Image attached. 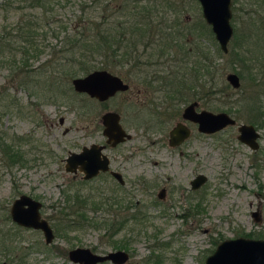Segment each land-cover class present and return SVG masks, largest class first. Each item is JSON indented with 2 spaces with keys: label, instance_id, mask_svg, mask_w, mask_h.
Returning a JSON list of instances; mask_svg holds the SVG:
<instances>
[{
  "label": "rangeland",
  "instance_id": "rangeland-1",
  "mask_svg": "<svg viewBox=\"0 0 264 264\" xmlns=\"http://www.w3.org/2000/svg\"><path fill=\"white\" fill-rule=\"evenodd\" d=\"M9 1L13 4L5 10L7 7L4 9V6ZM18 1L22 0H0V29L6 27L9 31L14 28L17 20L23 18L25 21L33 14L41 15L39 9L37 11L27 9L26 3L21 4ZM245 1L237 0L236 6ZM17 4L24 6V9H16ZM234 4L235 0H232V7ZM50 8L45 17L38 19L39 52L36 58H29L27 69L9 68L10 54L14 53L17 61L21 59L20 53L16 50L6 52L0 57V61L4 62V65L0 63V138L21 156L16 163H9L0 146V262L77 264L68 257L70 249L88 247L93 252L102 254L119 250L112 247L115 240L117 244L126 247L120 250H125L129 254V259L124 264H153L147 262L149 257L157 260L155 264H203L205 258L224 239L240 236L263 239L264 116L258 119L261 121L260 127L254 125L260 136L259 148L252 150L237 139V125L251 124L248 122L249 115L246 111L240 110V104L235 103L238 94L233 95L232 89L238 90L240 87L233 88L226 80V74L234 71L226 67L227 57L221 56L218 52L217 49L220 47L214 34L212 33L213 38L209 34L208 27L210 30L211 27L203 19L199 2L51 0ZM147 15H151L152 18L147 19ZM247 15L239 12L235 14L232 10L233 30L237 29L241 35L248 26L254 25ZM80 18L91 23L92 29L87 31L88 33L107 30L114 34L112 43L121 40V48L115 53L116 57L109 49L94 56L88 53L87 55H90L88 60H93L92 66L95 69L107 68L128 80L132 92L138 88L143 90L141 84L143 73L137 71L136 74L129 73L130 67L113 65L112 60L125 57L119 56L118 53H125L127 45L129 48L132 42L139 44L138 34L148 31L149 26H157L161 20L168 26H172V22L178 20L186 27H193V34L189 35L190 44H183L184 38L180 40V29L175 26L174 31L178 33L175 32L172 36L176 40V49L166 48L162 58L159 57L162 62L165 58L173 60L178 58L176 64L169 66L171 62L164 61L165 64L155 66L151 70H158L159 74L176 72L173 76L176 81L180 80L178 83L185 80L183 78L188 74H182L181 61L186 57L185 50L191 48L186 58L189 61L187 68L193 61H197L196 64L200 63V66L201 64L208 66L210 72L214 70V76L212 81L209 75H204L205 73L198 74L196 78L199 80H195V76L194 78L190 76L189 83L195 81L196 88L188 90L187 86L184 87L182 84L185 91L189 92L191 99L198 100L200 109L226 112L235 118L236 125L213 134H199L193 129L191 142L185 146L191 157L186 159L184 164L178 159L174 162L172 158L166 159V155L174 154L166 148L167 131L172 123L163 126L162 130L155 129L156 125L149 129L146 127L145 119L150 116L153 106L149 101L160 103L162 99L157 97L159 94L151 97L152 99L144 94L134 95L129 101L126 95L122 94L116 97L110 106L113 110H121L125 118H128L129 124L125 127L133 130L132 139L121 146L120 153L128 155L135 146L146 147L140 156L138 154L135 157L131 156L125 163L126 184L120 190L109 175L83 180L80 173L66 172L65 158L70 152H78L83 145L103 141L100 132L91 133L94 117L103 110L86 94L78 95L70 81L71 90L67 93L69 97L51 96L47 90L46 77L50 71L42 75L40 67L57 59L60 63L63 62L61 57L63 54L59 53V50L64 48L65 33H73L74 26L80 25ZM251 18H256V15L252 13ZM147 23L150 25H146ZM9 32L15 34L14 29ZM241 35L239 34V37ZM262 38L263 31L260 33V39ZM13 42L15 46L19 44L16 37ZM241 43V50L247 49V41H244L243 36ZM260 43L263 47L262 41ZM197 46L200 47V51L195 52ZM260 49L257 56L263 54V48ZM153 52L156 51L148 50L146 56L140 58L148 59L149 56L154 59L156 56L152 55ZM78 57L81 58V55L78 54ZM263 60L264 57L261 55L260 61ZM77 65H74L75 69ZM254 70L257 75L263 74L264 63H259ZM244 74L247 77L245 71ZM77 75L85 74L78 72ZM241 82L243 81L240 80V86ZM227 85L232 89L230 90ZM184 105H180V108L182 109ZM262 106L264 110V99ZM143 156L145 160L140 163L139 160H142ZM156 161L159 163H155ZM167 161L172 163L171 167L170 164H162ZM176 162L184 167L179 166L174 173L173 163ZM198 173L207 177L206 183L197 194L198 200L205 194L202 199L204 203L202 212L195 214L194 217H182L188 204L178 192L171 195L170 191L165 200L158 199L157 192L163 184L170 181V186L177 184L189 186L188 181ZM168 175L171 176L170 180L166 179ZM143 183L144 186L149 185V189L144 188ZM21 194H27L42 202L41 215L49 222L54 232V239L50 244L45 243L41 231L18 227L12 222L9 210L13 200ZM197 195H194V198ZM76 196L79 197L78 200ZM116 196L124 197L125 200L118 204L119 207H111L112 199ZM170 196L176 199L175 201L172 199L171 205ZM192 202H195V199ZM126 204L129 205V209L125 208ZM78 207L84 211L87 221L79 219L76 227L69 226L67 223L75 218L73 210ZM135 209L140 210L142 218L140 217L138 221L129 218L112 238L104 228L99 227L102 226L104 218L129 216ZM254 212L256 217L253 216ZM66 214L70 215L65 217ZM94 222L96 226L93 225ZM3 233H6V238L3 237Z\"/></svg>",
  "mask_w": 264,
  "mask_h": 264
},
{
  "label": "trees",
  "instance_id": "trees-1",
  "mask_svg": "<svg viewBox=\"0 0 264 264\" xmlns=\"http://www.w3.org/2000/svg\"><path fill=\"white\" fill-rule=\"evenodd\" d=\"M22 2L26 3L25 8H29L31 10L37 11L39 9L41 15H31L27 18V20H17L15 23L14 28L11 30H15V34H11V30L7 31L6 27H3L0 29V57L3 56L6 52H12V50H16L20 53L21 59L18 61L16 60V55L14 53L10 54L11 56V63L9 64V68L12 70L14 69H27L29 66L28 60L30 57H35L38 55L39 52V43L37 41V37L39 36V32L37 29L40 28V25L38 23V19H40L42 16L45 17V14L50 11V4L51 0H22L18 1V3ZM237 0H235V4L232 7V10L236 12L241 13L242 15L248 14V18L253 21L251 23L253 26H248L247 30L245 32L238 33L237 29H234L233 36L230 40L229 49L228 52L225 54L223 53L220 48H218V52L221 56L227 57V66L231 68L235 73L238 74L239 78L243 83L241 82V86L238 90H233L230 86L227 85V87L231 90L232 94H238V97L235 100L236 105L240 104V110L246 111L248 116V122L255 125L256 127H260V123L258 119L264 116V110L262 106V102L264 99V73L263 74H256L255 68L259 63L263 64V61H260V56L262 55L264 57V38L260 39V33L263 31L264 34V0H246L245 2H242L240 6H236ZM13 2L9 1L5 4L4 9L7 10L8 7H11ZM21 4H17L16 9H24V6H20ZM148 13V11H147ZM252 13L256 15V18H251ZM236 17V15H235ZM236 21V18L234 19ZM87 19L80 18V25H75V31L73 33H65V37L63 40V47L61 50H59V53H62L63 55L62 60L63 62L60 63L59 60L52 61L50 64L47 62V64H42L40 67L41 73L40 74H47L49 71V74L46 75L47 77V87L48 92L51 96L54 95H61L63 97H69L67 93L69 90H71L69 86V81L71 83L72 78L78 76V72H81L83 74H87L88 72L94 70L95 68L93 65V60H88L89 56H94L95 54H101L102 51H108L111 49L114 53L113 56L116 57L115 53H117L120 50V42L121 40H117L115 43H112L114 39V34L107 30H98L95 33L91 34L88 33L90 29H92V25L89 22H86ZM87 25V26H86ZM146 25H149L146 24ZM208 27L207 25H204ZM66 29V28H65ZM209 34L213 38L212 32L210 28L208 27ZM239 34L241 37H239ZM242 36L244 41H247V49L241 50L242 45ZM18 39V43L16 46L13 41ZM14 39V40H13ZM263 47H261V42ZM13 43V44H12ZM114 44V45H113ZM233 44V45H232ZM263 48V54L257 56V54H260L261 49ZM195 50V48H193ZM185 50V49H184ZM202 50V48H201ZM160 52H164L163 48L159 50ZM189 49L185 50L186 57L183 58L181 61L182 67V74H188L185 78V80L178 83L177 90H184V87L195 89L196 85L194 84L195 81L189 83V77L192 76L194 78L199 76L198 74L202 73L204 75L210 76V81H212V78L214 76V70L211 72L208 69V66L201 64H196L197 61H193V64L190 65V67L187 68V65L189 64V61L186 60ZM197 51H200V47L197 46ZM15 52V51H13ZM194 52V53H195ZM90 54L89 56L87 54ZM78 54L81 55L78 57ZM119 56H124L125 53L119 54ZM203 56V55H202ZM60 57V56H59ZM91 58V57H90ZM181 59V58H180ZM0 63L4 65V62ZM180 63V61H179ZM20 64V65H19ZM77 65V68H74V65ZM186 66V67H184ZM204 70V72H203ZM23 71V70H22ZM33 70H31L32 72ZM247 73V77L244 74ZM62 76V77H61ZM63 78V79H61ZM195 80H199V78H196ZM260 81V82H258ZM26 82V81H23ZM247 82V84H245ZM39 81L37 82V84ZM61 83V84H60ZM36 84V82L34 83ZM185 85L183 87V85ZM181 85V87H179ZM191 87H190V86ZM78 93V92H77ZM78 95H81L80 93ZM264 122V121H262ZM0 146L1 151L8 160L9 163H14L18 160H20L21 156L19 153H14L12 147L9 144H4L1 141L0 138ZM78 197V196H76ZM79 197L77 198V200ZM84 203V201H83ZM82 203V204H83ZM117 203V202H116ZM110 206V205H109ZM75 207V205H74ZM127 207V208H126ZM125 208L129 209V205H127ZM121 208V207H120ZM124 208V210H125ZM74 209V215L75 218L73 220H70L71 222L67 223L69 226L73 225V227H76L78 224V220L81 219L82 221L86 220L87 218L85 216V213L83 210ZM70 214L64 215L67 217ZM78 216L79 218H77ZM140 217L142 218V214L139 209H135V212H132L129 216L128 215H118L117 218H104V221L102 222V227L104 228L105 232L110 234V237L115 236L125 225L126 222L130 220H140ZM89 222V221H88ZM94 226L97 224L94 222ZM3 237L6 238V233H3ZM112 247L114 249H126L122 244H117V242L114 240L112 242ZM147 262L149 263H157V260L153 259L152 257H149L147 259Z\"/></svg>",
  "mask_w": 264,
  "mask_h": 264
},
{
  "label": "water",
  "instance_id": "water-1",
  "mask_svg": "<svg viewBox=\"0 0 264 264\" xmlns=\"http://www.w3.org/2000/svg\"><path fill=\"white\" fill-rule=\"evenodd\" d=\"M201 6L202 16L206 24L211 27L212 33L223 53H227L229 42L233 36L232 0H197ZM226 80L233 88L240 87V79L234 72L226 74ZM73 90L84 93L90 98L105 100L116 91L126 90L127 84L118 76L101 69L93 70L83 76L72 78ZM197 103L186 107L184 117L197 123L198 130L213 134L228 126L236 125V120L226 112H212L209 110L196 111ZM105 126L103 133L107 142L113 145L130 138L119 124V115L114 112L105 113L102 117ZM237 139L249 146L252 150L259 148V132L253 124L241 123L237 125ZM189 135V130L182 124H177L170 133V140L178 142ZM103 146L91 144L82 147L80 152H70L65 158V171L76 174L81 172L82 178L87 180L96 176L100 171L108 170V157L102 152ZM121 182L117 173H112ZM206 177H195L193 187L197 188L204 183ZM42 202L27 195L21 194L11 204L10 217L18 226L39 230L43 234L46 244L54 239V232L49 222L41 215ZM256 217V212L253 213ZM69 259L77 264H124L129 259L125 250H114L107 253H95L88 247H75L68 251ZM0 264H7L2 262ZM203 264H264V238L254 239L246 237L228 238L222 240L209 254Z\"/></svg>",
  "mask_w": 264,
  "mask_h": 264
},
{
  "label": "flooded vegetation",
  "instance_id": "flooded-vegetation-1",
  "mask_svg": "<svg viewBox=\"0 0 264 264\" xmlns=\"http://www.w3.org/2000/svg\"><path fill=\"white\" fill-rule=\"evenodd\" d=\"M146 18L151 19L152 17H151V15H147ZM160 18L163 19V17H160ZM172 23H173L172 26L171 25L168 26V25H166L165 22H163V20H161V21H159V23H157V26H149L148 31L143 32V33L141 32L140 34H138L137 41L138 40L140 41L139 44L132 42V43H130L129 48L127 45V48L125 49L126 50L125 57L111 61V62H113V65L119 64L122 66L124 65V66L130 67V68H128L129 73L131 72V73L136 74V71L143 73V78L141 80L143 90L138 88L137 90L132 92L131 91V85H130L128 80H125L121 75L112 73L107 68H105L104 70L110 72L113 75L118 76L124 83L127 84L128 88L126 90L116 91L112 96L108 97L105 100H99L97 98H90L88 96L90 99H92L93 102H95L97 105L101 106V108L103 110L101 114H97L94 117V122L92 123V131H91L92 134L100 132L101 136L103 137V141L92 142L88 146H90L91 144H97L99 146H103L104 148L102 149V152L108 157V167H109L107 171H105V172L100 171L96 176L92 177L91 179L100 177L102 175H109L117 183L118 187L121 190L122 187L126 184V181H125V168H126L125 163L129 159V157H131V156L135 157L136 154H138V156H140L139 155L140 153L145 152V148H146L145 146H144V148H142L141 146H135L132 149V151L130 152V154H128V155H125L124 153H123L124 155H121V153H120L121 146L123 144H125L127 141L132 139L131 130H133V129L130 130V129H127L125 127L126 125L129 124L127 122L128 118L127 119L125 118V115L121 112V110H119L118 108H117L118 110H115V109L113 110L112 107L110 106L111 102L116 97H118L119 95H122V94L126 95L125 97L129 101L132 98V96H134V95L139 96L141 94H144L145 96L149 97V99H150L151 97H155L156 94H159L157 97L159 99H162V101L160 103L153 102L152 100L149 101L150 104L153 105V106H151L153 111L151 110L150 116L148 117V119H145V120L147 122V126H146L147 129H149V127L152 128L154 125H156L155 129L162 130L164 128L163 126H165L166 124L168 125V123H169V125H170V123H172V126H170L168 131H167L166 148L170 152H173L174 154L173 155L172 154L166 155V159L172 158V159H174V162L176 159H178V161H181L182 164H184L185 160L189 159L191 157V155L187 153L185 146L189 145V143L191 142V136L193 134V129H195L196 132L199 134H208V133H204V132L199 131L197 123H195V122L184 117V112H185L186 107L192 103H197V105L195 106V110L197 112L200 110H204V109H200L199 102L197 99L194 100V99L190 98L191 95L189 94L188 91L186 92L185 89L184 90H177L178 83L176 82V79H174L176 72L169 71L170 73H168V74H159L160 71L151 70L153 67L161 66L162 64H165L168 61H170L172 64V65L170 64L169 66H173L174 64H176L178 58L177 59L175 58L174 60L165 58L163 60V62L161 61V59H159V57L162 58V56L165 54L164 52H160L159 50H161L162 48L164 49V51L166 50V48H170V49L175 50L177 47V44H175L176 40L172 36V34L174 35L175 32L178 33V31H174L176 29L175 26H178L180 29V32H179L180 40L182 38H184L183 44H187V43L190 44V42H189L190 36L189 35H190V33L193 34L192 32H193L194 28L193 27H191V28L186 27V26L182 25L183 22L181 23L178 20H174ZM149 25H150V23H149ZM151 27H154V28L151 29ZM193 41L194 40L192 38L191 43ZM192 48H193V46H192ZM148 50H155L156 52L155 53L153 52L152 55H154L156 57H154V59H152L147 55L148 59L140 58L141 56H146V52ZM189 50H191V48H189ZM150 56H151V54H150ZM164 61H166V62H164ZM94 70H101V69L97 68ZM80 94H84V93H80ZM180 105H184L182 109L180 108ZM108 112H114V113H117L119 115V124L121 125V127L126 132H128L130 134V138L125 139L124 141L119 142L115 145L107 142V137L103 133L105 126L103 124L102 117L105 113H108ZM177 124H182L183 126H185L189 130V135L185 139H182L178 142H175V141L170 140L171 139L170 133H171L172 129ZM153 143H156V142L153 141ZM84 146H86V145H83L82 147H84ZM82 147H81V149H82ZM81 149L78 152H80ZM14 153L17 154V151H14ZM144 160H145V158L143 156L142 160H139V162L140 163L144 162ZM16 162H14V163H16ZM155 163H159V162L156 161ZM162 164H170V167L172 166V163L169 161L162 162ZM173 164L175 166V172L174 173H176V170L179 168V166L184 167V166L178 165V162L173 163ZM113 172L117 173L119 175V177H121L122 182L115 175L112 174ZM77 173L82 174L81 172H77ZM172 174H173V172H172ZM198 175H204V174L198 173L195 176H192L191 179L188 181L189 186H186L187 184H185V185L177 184L176 186H170V181L168 184H166V183L163 184L158 189V192H157L158 199L161 201L165 200L166 197L170 194V191H171V195L178 192L181 194V197L183 198V200L188 204L187 209L184 211V213L181 216L182 217H186V216L187 217H194L195 214H198V213L203 211L202 204L204 205V203H203L202 199L205 197V194H202V196L199 197L200 200H198L197 194L199 193V190L202 189L203 185L207 181V177L204 175L206 177V180L204 181V183L199 185V187L194 188L192 182L194 181L195 177H197ZM82 176H83V174L81 175V178H82ZM158 177H160V176H158ZM166 179L170 180L171 176H169V175L166 176ZM83 180H85V179H83ZM87 180H90V179H87ZM143 186H144V183H143ZM156 186H157V184H156ZM145 187H147L149 189L150 186L145 185L144 188ZM194 195H197V196H195V198H194ZM173 197L174 196H170V205L172 203ZM193 199H195V202H192ZM124 200H125V198L121 197V196L114 197L112 199L111 207L112 206L113 207L114 206L119 207L120 203L123 202ZM175 200L176 199H173V201H175ZM127 205L128 204H126L125 207ZM9 213H10V210H9ZM18 227H22V226H18ZM22 228H25V227H22ZM2 262H6V261H2ZM2 262H0V263H2Z\"/></svg>",
  "mask_w": 264,
  "mask_h": 264
}]
</instances>
